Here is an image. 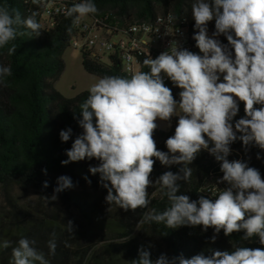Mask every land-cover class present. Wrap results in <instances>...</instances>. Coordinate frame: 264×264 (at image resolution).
<instances>
[{
  "label": "clouds",
  "instance_id": "clouds-1",
  "mask_svg": "<svg viewBox=\"0 0 264 264\" xmlns=\"http://www.w3.org/2000/svg\"><path fill=\"white\" fill-rule=\"evenodd\" d=\"M32 3L39 4L40 0ZM98 11L93 0H80L66 8L64 15L78 24L81 18ZM191 14L195 29L192 38L199 54L172 42L168 51L143 60L148 71H138L130 78H99L80 105L82 118L74 115L83 131L66 150L68 159L61 164L99 161L97 166L89 167V172L99 174L101 186L107 189L105 202L124 211L147 208L151 202L148 188L159 185L170 206L162 212L151 209L144 214L143 222L163 223L171 229L202 226L204 232L211 228V243L221 231L225 237L243 232L242 241L256 238L261 245L209 249V254L201 251L191 258L161 253L155 259L151 245L141 246L132 264H264V178L246 162L228 159L231 145L237 140L242 141L246 152L253 143L264 149V0H193ZM37 15L33 11L23 17L18 9L0 4V49L18 35L40 36ZM167 19L171 22L176 18L169 14ZM212 21L214 31L209 35ZM7 51L10 56L15 54L16 45L11 44ZM11 75L10 66L0 65V82ZM165 78L180 89L179 100ZM241 102L244 116L234 120ZM173 117H178L174 134L165 141L167 151H161L154 139L157 120L171 126ZM72 134L68 127L59 132V138L67 142ZM202 150L220 162L223 175L216 184L226 187L215 199L200 195L191 200L186 194H178L179 182L191 178L189 165ZM256 158H261L259 153ZM156 160L163 166L182 167L176 173L163 172L153 182L150 177ZM42 171L47 174V169ZM84 179L91 184L87 176ZM43 187H48L47 181ZM73 187L69 176H59L50 199L56 200L57 194ZM67 230L73 234V221L67 222ZM51 235L48 248L54 255L55 233ZM35 244V240L21 237L15 247L4 240L0 248L11 247L10 264H49Z\"/></svg>",
  "mask_w": 264,
  "mask_h": 264
},
{
  "label": "trees",
  "instance_id": "trees-1",
  "mask_svg": "<svg viewBox=\"0 0 264 264\" xmlns=\"http://www.w3.org/2000/svg\"><path fill=\"white\" fill-rule=\"evenodd\" d=\"M93 2L99 10L96 15L110 13L121 21L149 20L157 14L172 12L171 14L186 26L189 36L192 38L194 35V20L191 14L193 0ZM2 3L18 9L23 17L30 15L24 0H0V4ZM209 27L211 32L214 31V21L209 22ZM69 28L71 32L68 31ZM40 32L38 37L35 33L31 36L18 35L8 46L0 49V65L10 66L12 70V75L0 82V187L5 189L14 186L31 191L38 199L50 205L53 203L50 197L57 186V178L61 175L69 176L74 187L57 194V200L66 211L75 214L74 232L72 234L67 230L68 219L61 216V211L57 209L50 210L48 214L38 212L37 215L23 211L14 202H9L10 209L16 214L10 221L11 228L2 230L0 225V243L8 240L11 246L15 247L21 237L35 240L34 246L45 254L49 264H117L114 260L116 253L124 259L123 264H132V261L138 258V249L141 246H149L140 242L137 237H130L137 226H140L141 232L158 238L165 247V251L151 247L153 259L161 253H166L169 257L183 254L185 258H191L201 251L209 254V249L224 251L232 250L235 246L261 247L256 238L242 241L240 237L243 232L225 237L221 231L216 242L211 243V228L204 232L202 226L171 229L163 223L143 222L144 214L151 209L162 212L170 206L167 197L159 191V185L148 188L151 202L147 208L124 211L115 204L109 206L105 202L107 189L101 186L98 173L93 175L89 172V167L97 166L99 161L85 159L62 165L61 161L68 159L66 150L71 148L74 140L83 131L74 115L82 118L79 114L80 105L87 99L89 92L83 91L72 98H66L54 88V83L64 68L62 56L73 34V18L61 15L56 18V24L52 28L46 30L41 27ZM220 39L227 43L225 37L221 36ZM191 42L192 52L199 54L193 38ZM11 44L16 45V52L10 56L7 49ZM81 64L84 71L99 78L105 75L127 76L116 64L103 66L85 59L83 55ZM166 85L179 100L180 89L174 87L170 80ZM242 116L244 105L241 102L240 111L234 120ZM68 127L72 128L73 134L69 141L61 142L59 132ZM174 130L175 125L167 131L155 130L154 139L159 150L167 151L165 141L174 134ZM231 149L234 155L228 157L229 161H244L250 167L258 169L264 178V149L253 143L248 146L246 152L240 140L235 141ZM257 153L260 154V159L256 158ZM180 167L182 165L163 166L156 160L150 178L155 182L163 172L176 173ZM189 167L193 170L192 176L187 182H179L181 189L178 194H186L191 200H197L200 195H204L202 190L212 182L214 176L223 175L220 172V162L206 150H202ZM43 169H47V174ZM85 176L91 180V184L87 183ZM45 181L48 182L47 188L43 187ZM85 188H89L97 197H89L79 192ZM92 229H98L102 234L121 242L95 248L102 242L103 237L96 241L86 237L85 231ZM52 233H55L57 245L54 255L50 254L48 248V241L53 238ZM10 259L11 247L0 248V264H10Z\"/></svg>",
  "mask_w": 264,
  "mask_h": 264
},
{
  "label": "built area",
  "instance_id": "built-area-1",
  "mask_svg": "<svg viewBox=\"0 0 264 264\" xmlns=\"http://www.w3.org/2000/svg\"><path fill=\"white\" fill-rule=\"evenodd\" d=\"M80 0H40L33 4L26 0L28 12H38L36 20L41 27L48 30L56 24V18L64 15L69 5ZM192 38L186 26L168 23L167 13L158 19L157 24L140 28L130 23L113 24L107 16L89 14L73 24V34L69 46L78 49L87 60L103 66H119L122 73L131 77L138 71H148L143 60L150 55L155 58L163 51H168L172 42L192 51ZM169 80L165 78V84ZM234 155L233 152L229 156ZM206 196L216 198L219 191L211 187L202 190Z\"/></svg>",
  "mask_w": 264,
  "mask_h": 264
},
{
  "label": "rangeland",
  "instance_id": "rangeland-1",
  "mask_svg": "<svg viewBox=\"0 0 264 264\" xmlns=\"http://www.w3.org/2000/svg\"><path fill=\"white\" fill-rule=\"evenodd\" d=\"M62 60L64 64L63 71L60 77L54 83V88L62 96L66 98H72L80 92L88 91L89 87L99 79V77L88 74L86 71H84L81 64L82 54L78 49H74L71 46H68L63 53ZM177 120L178 117H173L171 126H176ZM157 124V129L163 131H167L171 127L166 121L157 120ZM221 176L222 175L216 177L214 176L212 182L208 184L205 190H210L211 187H213V189L221 191L224 187H226V185L224 184H216L217 179ZM79 192L89 197H97V195L89 188H85L84 190H80ZM9 202H14L16 206L21 210L30 212L32 214L38 215V212L48 214L50 210L57 209V211H61V216L67 217L68 221H73L74 219H76L75 214L73 212L66 211V209L63 208V206L57 199L53 200V203L50 204V206L46 201H41L40 199H38L31 191L21 190L14 186H9L5 189L0 187V225H2L3 227L2 230H8L9 228H11L10 221L16 214L14 210L10 209ZM85 234L86 237H90L91 240L95 241L103 237L102 242L97 244L95 248L109 243L121 242V240L115 238L112 239L108 235L102 234L98 229L87 230L85 231ZM130 237H137L140 242L147 243L152 247L165 251L163 243L158 238L141 232L140 226H137L135 228ZM114 260L117 261V264H123L124 262V259H122L121 255L118 253L114 255Z\"/></svg>",
  "mask_w": 264,
  "mask_h": 264
},
{
  "label": "bare ground",
  "instance_id": "bare-ground-1",
  "mask_svg": "<svg viewBox=\"0 0 264 264\" xmlns=\"http://www.w3.org/2000/svg\"><path fill=\"white\" fill-rule=\"evenodd\" d=\"M25 3H26V0H24ZM172 13V12H171ZM171 13H167V17L169 14ZM173 14V13H172ZM162 15L163 14H157L155 17H153V19H149V20H138V21H132V22H129V21H121L119 18H115L113 17V15H111L110 13H104V14H101V16H107L113 24H126V23H130L132 24L133 26H136V27H140V28H147V26L149 25H152V24H157L158 23V19L162 18ZM179 18L177 19H174L173 21L169 22L168 23H172L174 25H182L183 23L178 20ZM181 19V18H180ZM184 19V18H183ZM185 22V21H184ZM211 28L209 27V35H211Z\"/></svg>",
  "mask_w": 264,
  "mask_h": 264
}]
</instances>
